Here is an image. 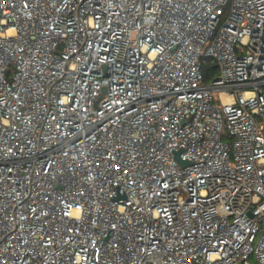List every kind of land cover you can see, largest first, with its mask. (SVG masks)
I'll use <instances>...</instances> for the list:
<instances>
[{
  "label": "built area",
  "instance_id": "1",
  "mask_svg": "<svg viewBox=\"0 0 264 264\" xmlns=\"http://www.w3.org/2000/svg\"><path fill=\"white\" fill-rule=\"evenodd\" d=\"M0 264H264V0H0Z\"/></svg>",
  "mask_w": 264,
  "mask_h": 264
},
{
  "label": "trees",
  "instance_id": "2",
  "mask_svg": "<svg viewBox=\"0 0 264 264\" xmlns=\"http://www.w3.org/2000/svg\"><path fill=\"white\" fill-rule=\"evenodd\" d=\"M200 70L203 75V82H208L217 74L215 65L209 62L202 64Z\"/></svg>",
  "mask_w": 264,
  "mask_h": 264
},
{
  "label": "rangeland",
  "instance_id": "3",
  "mask_svg": "<svg viewBox=\"0 0 264 264\" xmlns=\"http://www.w3.org/2000/svg\"><path fill=\"white\" fill-rule=\"evenodd\" d=\"M227 12H228V11H227V9H226V10L224 11V13H223V16L221 17V20H223L224 17L227 15ZM209 81H210V80H209ZM209 81H208V82H209ZM250 261L253 262L252 257L250 258Z\"/></svg>",
  "mask_w": 264,
  "mask_h": 264
},
{
  "label": "water",
  "instance_id": "4",
  "mask_svg": "<svg viewBox=\"0 0 264 264\" xmlns=\"http://www.w3.org/2000/svg\"><path fill=\"white\" fill-rule=\"evenodd\" d=\"M180 162V164L182 165V166H184L185 164H186V162H184V161H179Z\"/></svg>",
  "mask_w": 264,
  "mask_h": 264
}]
</instances>
